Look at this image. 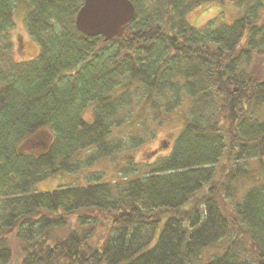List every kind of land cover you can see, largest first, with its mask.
I'll list each match as a JSON object with an SVG mask.
<instances>
[{"label":"trees","instance_id":"16d2710c","mask_svg":"<svg viewBox=\"0 0 264 264\" xmlns=\"http://www.w3.org/2000/svg\"><path fill=\"white\" fill-rule=\"evenodd\" d=\"M24 1L0 0V264L15 239L20 264H264V183L240 189L264 170V0H131L112 40L77 30L84 0H27L38 51L18 60ZM229 3L231 24L186 19ZM167 127L169 153L138 162ZM115 155L117 178L34 190Z\"/></svg>","mask_w":264,"mask_h":264},{"label":"rangeland","instance_id":"374dc122","mask_svg":"<svg viewBox=\"0 0 264 264\" xmlns=\"http://www.w3.org/2000/svg\"><path fill=\"white\" fill-rule=\"evenodd\" d=\"M24 4H18L17 10L14 13L15 25L10 30V34L14 42L13 50L18 60L33 57L38 51L37 45H35L34 42H32L27 36L25 17L26 14L30 11V6H28L27 0L24 1ZM243 14V7L235 3H229V5L225 7H211L208 4H202L201 6L192 10L187 15L186 19L191 24H195L198 27L206 25L209 21H212L214 26H218L223 23L231 24L235 20L241 18ZM254 61V63L252 62L251 67L253 65V68L258 70L259 74H263L264 69L260 70V66H264V57L254 58ZM258 116L260 117H258L259 120L264 122V107L259 111ZM84 117L85 119L90 120L89 111L84 115ZM176 134L177 132L175 133L173 127L165 128L156 140L145 143L133 152L135 159L138 162H146L149 164L154 163L158 158V156L155 157V155L159 151H156V149L159 147L161 142H168L163 150H161V155L168 154L170 146H173L174 137L176 136ZM167 149L168 153L166 151ZM154 150L155 152L152 153V151ZM124 164L125 161L122 159V156L115 155L111 158L100 160L98 163L93 164L91 168L85 169L84 171H81L77 174H61L55 178H49L42 182H39L35 185L34 190L37 192H46L54 190L61 185H85L87 183L86 176H88L91 172H102L104 174L103 179L105 180L114 179L118 177L120 171L123 169ZM251 169L252 170L250 172L241 176V179L245 183H243L240 189L247 187L245 190H243L241 195L251 187L249 185H259L261 183H264V170L261 169L258 164L254 169L251 166ZM145 171L146 169L142 168L140 172ZM134 176L135 174L130 175V178ZM10 248L14 253L11 264H20L21 252L16 239L13 240V242L10 244Z\"/></svg>","mask_w":264,"mask_h":264},{"label":"water","instance_id":"95a60500","mask_svg":"<svg viewBox=\"0 0 264 264\" xmlns=\"http://www.w3.org/2000/svg\"><path fill=\"white\" fill-rule=\"evenodd\" d=\"M135 13L136 7L131 0H84L75 25L83 34L112 40L123 36Z\"/></svg>","mask_w":264,"mask_h":264}]
</instances>
